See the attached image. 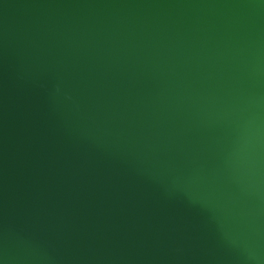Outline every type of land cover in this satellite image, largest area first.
I'll return each mask as SVG.
<instances>
[{
	"label": "water",
	"instance_id": "1",
	"mask_svg": "<svg viewBox=\"0 0 264 264\" xmlns=\"http://www.w3.org/2000/svg\"><path fill=\"white\" fill-rule=\"evenodd\" d=\"M0 264H264V0H0Z\"/></svg>",
	"mask_w": 264,
	"mask_h": 264
}]
</instances>
